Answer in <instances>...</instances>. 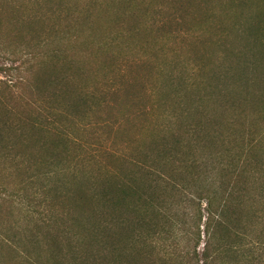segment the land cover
I'll return each mask as SVG.
<instances>
[{
  "label": "rangeland",
  "instance_id": "1",
  "mask_svg": "<svg viewBox=\"0 0 264 264\" xmlns=\"http://www.w3.org/2000/svg\"><path fill=\"white\" fill-rule=\"evenodd\" d=\"M93 1L90 19L111 38L118 0ZM148 1L161 9L129 8L136 31L83 66L81 77L71 73L67 88L82 101L61 96L63 84L53 82L59 68L32 67L27 48L61 30L59 14L75 18L85 1L0 0V264H74L71 235L95 206L74 194L92 191L84 172L147 145L154 124L162 137L172 111L183 124L203 125V146L192 149L198 158L243 132L264 140V0H178L175 7ZM34 16L42 23L31 22ZM58 131L81 144L77 156L89 167H70L77 177L61 170V153L51 145ZM185 137L196 144L197 136ZM65 188L72 190L67 196ZM255 264H264V251Z\"/></svg>",
  "mask_w": 264,
  "mask_h": 264
},
{
  "label": "trees",
  "instance_id": "2",
  "mask_svg": "<svg viewBox=\"0 0 264 264\" xmlns=\"http://www.w3.org/2000/svg\"><path fill=\"white\" fill-rule=\"evenodd\" d=\"M76 1H85L79 14L72 18L70 13H60L65 26L52 35L48 32L46 37H36L27 53L32 67L40 71L54 73L59 68L61 75L53 82L64 85L61 96L74 95L84 101V96L67 88L71 73L81 77L83 66L102 59L111 44L136 31L129 8L146 9L155 4L161 9L162 5L148 0L115 1L120 15L113 21L115 31L110 38L90 19L96 2ZM176 1L166 0L170 7H175ZM30 20L43 21L35 16ZM149 111L147 106L143 113ZM172 112L167 117L169 123L160 130L164 131L162 137L154 124L156 136L150 133L147 145L133 147L127 155L110 156L109 164L96 162L90 171L83 169L92 191L87 195L79 189L74 194L84 205L89 196L95 206L82 231L71 235L72 240L76 238L71 259L74 264H255L261 257L264 156L258 149L264 140L250 131L243 132L238 139L229 138L223 150L198 158L192 149L203 146V125L199 121L183 124ZM177 120L178 134L172 131ZM70 134L55 132L51 145L61 153V170L77 177L75 171L69 172L70 167L89 166L77 156L81 144ZM185 135L197 136L196 144L186 141ZM71 192L65 188L66 196ZM74 220L78 218H73L75 225ZM245 221L249 225L243 224ZM200 225L204 242L199 253ZM182 240L185 250H174Z\"/></svg>",
  "mask_w": 264,
  "mask_h": 264
}]
</instances>
